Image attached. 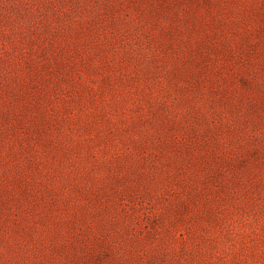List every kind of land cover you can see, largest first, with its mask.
<instances>
[{
    "label": "rangeland",
    "instance_id": "1",
    "mask_svg": "<svg viewBox=\"0 0 264 264\" xmlns=\"http://www.w3.org/2000/svg\"><path fill=\"white\" fill-rule=\"evenodd\" d=\"M0 264H264V0H0Z\"/></svg>",
    "mask_w": 264,
    "mask_h": 264
}]
</instances>
